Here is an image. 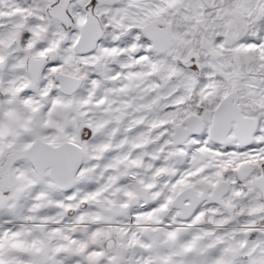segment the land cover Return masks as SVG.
<instances>
[{"label":"snow or ice","instance_id":"snow-or-ice-1","mask_svg":"<svg viewBox=\"0 0 264 264\" xmlns=\"http://www.w3.org/2000/svg\"><path fill=\"white\" fill-rule=\"evenodd\" d=\"M0 264H264V0H0Z\"/></svg>","mask_w":264,"mask_h":264}]
</instances>
